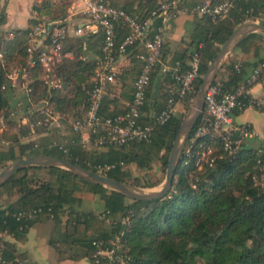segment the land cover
Instances as JSON below:
<instances>
[{
    "label": "trees",
    "instance_id": "16d2710c",
    "mask_svg": "<svg viewBox=\"0 0 264 264\" xmlns=\"http://www.w3.org/2000/svg\"><path fill=\"white\" fill-rule=\"evenodd\" d=\"M110 1L144 20L162 0ZM205 1L183 0L181 4L192 7ZM218 1L221 0H210ZM68 5V1H38L34 4L36 14L30 18V27L43 16L63 18ZM263 10L264 4L258 0H235L229 12L216 19L192 13L180 46L169 58L172 49L170 42L165 40L162 58L187 67L191 54L198 50L200 70L204 74L233 29ZM4 18L2 12L0 23ZM161 22L162 15L153 17L149 35ZM30 27L0 29V50L4 54L0 58V113L5 114L7 126L0 137V169L16 159L51 154L94 170L97 163H113L106 174L117 180L144 187L159 185L164 176L152 177L149 172L158 164L166 173L174 139L192 104L190 98L179 97L185 110L156 125L150 141L88 149L79 143L78 135L71 134L67 144L69 150L65 152L58 145H51L54 140H62L59 131L26 139L29 127L22 119L24 116L35 118L38 114L33 108L37 105L46 102L62 113L82 111L104 39L102 30L90 31L75 39L71 46L66 45L73 50L74 56L57 64L63 88H49L41 77V65L28 63L26 35ZM9 31L13 32L12 36H7ZM117 31V38L121 40L128 27L119 24ZM141 50L138 44L128 47L131 63L117 73V82L107 89L100 108L103 116L125 111L142 68L143 61L138 56ZM87 51L95 56H87ZM236 51L249 57L234 59L232 53ZM239 60L241 67L237 70L235 64ZM260 61H264V33L251 32L230 52L219 71L221 75L224 69L231 70L224 80V88L234 90L240 82L247 81L249 67ZM16 67L29 70L30 90L25 95L19 94L8 81V73ZM201 80L202 76L195 80L196 91ZM171 82L169 74L157 64L142 106L145 121L165 107ZM25 97L30 104L23 112ZM195 129L196 126L175 171L172 187L161 198L133 199L58 166L34 165L17 170L0 187V232L4 233L0 236V264H30L21 259L22 253L16 243L27 240L29 230L36 223L48 221L53 222L48 243L55 247L59 261L81 257L62 249V244L68 243L71 247L81 244L84 247L82 256L89 258L91 264H110L107 256L97 254L94 241H101V246L106 248L115 246L118 240V252L126 264H264V186L253 178L262 172L257 148L243 142L236 152L230 153L224 149L220 138L206 135L201 139L212 145L214 151L208 160L201 159L199 143L191 140ZM42 169L47 175L38 173ZM86 194L96 196L95 200L88 198L99 204L98 209L83 208Z\"/></svg>",
    "mask_w": 264,
    "mask_h": 264
},
{
    "label": "built area",
    "instance_id": "2783aa9c",
    "mask_svg": "<svg viewBox=\"0 0 264 264\" xmlns=\"http://www.w3.org/2000/svg\"><path fill=\"white\" fill-rule=\"evenodd\" d=\"M68 1L67 14L63 18L50 19L40 17L32 25L26 35V50L28 63L40 64L43 73L42 79L49 88H63L62 77L57 72V64L65 58H72L74 52L66 46L69 32L67 20L73 16L81 15L84 21L76 28L77 33L96 32L102 30L104 39L101 55L98 59L91 85L88 89V100L80 113H62L44 102L33 108L37 116L32 118L24 116L22 122L29 127L26 139H34L51 131H59L61 141L54 140L51 145H58L65 152L69 150L68 140L71 134L79 137V143L88 149H101L109 145H125L132 141H150L156 125L165 123L172 115L179 112L183 105L179 97L188 96L193 103L197 91L195 80L203 76L201 73V54L198 50L191 54L187 67L180 62L171 64L162 58L163 46L166 40L167 27L173 18L184 13H197L208 15L212 19L225 16L235 0H221L218 2L205 1L192 7L181 4L183 0H162L152 10L151 16L139 20L126 9L116 6L110 0H58ZM2 11H0L1 16ZM162 15V22L149 35L150 25L155 15ZM264 10L250 20L260 22ZM119 24L128 27V32L118 40ZM1 25V23H0ZM9 31L7 36H12ZM139 45L141 51L138 56L143 61L142 68L134 81L132 98L127 102L125 111L103 116L100 108L111 84L117 82V60L127 53L129 46ZM202 46V43L200 44ZM230 54V53H229ZM0 50V58L3 57ZM157 64H161L162 71L169 74L172 82L165 107L155 113L150 120L142 118V106L147 100L146 89L151 82V73ZM240 60L235 64L239 70ZM230 69H224L217 74L206 92L205 107L196 123V129L191 138L199 143L201 159L209 158L214 147L201 138L206 135L220 138L225 150L236 152L243 142L259 133L250 122L235 120V111H243L249 107L261 108L264 106V89L255 94L253 85L264 83V61L258 62L249 72L247 81L240 82L234 89L224 88V80L228 77ZM8 81L17 89H24L27 94L29 88V70L27 67L13 68L7 75ZM5 87V85L3 86ZM6 119L0 113V137L6 130ZM5 143L6 140L2 139ZM259 154L262 172L253 176L254 180L264 186V143L256 146ZM211 160H214L212 157ZM114 166L113 163H97L96 170L101 173ZM32 215V214H31ZM4 233L0 232V236ZM118 241V240H117ZM115 246L103 248L101 241H94L98 247L97 254L108 257L110 264L120 262L126 264L125 258L119 254V243Z\"/></svg>",
    "mask_w": 264,
    "mask_h": 264
},
{
    "label": "water",
    "instance_id": "95a60500",
    "mask_svg": "<svg viewBox=\"0 0 264 264\" xmlns=\"http://www.w3.org/2000/svg\"><path fill=\"white\" fill-rule=\"evenodd\" d=\"M256 31L264 33V23L254 20L243 21L233 29L228 38L220 45L216 56L203 74L193 103L185 114L178 129L170 152L166 176L161 188L152 189L151 187L139 186L117 180L106 173L88 168L79 162L51 154H37L8 162L0 170V187L17 170L27 166L42 165L66 168L88 180L102 184L133 199H156L163 197L172 187L175 171L184 158L187 141L205 107L208 88L213 83L229 53L239 44L244 36ZM29 104V98L25 97L23 99V112Z\"/></svg>",
    "mask_w": 264,
    "mask_h": 264
},
{
    "label": "crops",
    "instance_id": "0c3cea01",
    "mask_svg": "<svg viewBox=\"0 0 264 264\" xmlns=\"http://www.w3.org/2000/svg\"><path fill=\"white\" fill-rule=\"evenodd\" d=\"M40 0H0V11H2L5 15L4 21L0 25V29L7 31L11 30L12 28H27L30 27V18L33 17L36 12L33 9L34 4ZM210 1V0H206ZM260 4H264V0H258ZM192 13H184L176 18L172 19L170 24L167 27V34L166 40L170 42L171 46V53L169 54V58L173 56L174 50H176L180 46V42L186 34L187 24L190 22L189 20L192 18ZM250 20V19H247ZM84 21V18L81 15L73 16L67 20V24L69 26L68 36L66 38V45L71 46L72 43L77 39L79 36L85 35L87 32L84 33H77L76 28L78 25H81ZM246 21V20H245ZM260 21H264V14ZM87 56H95V53L92 51H87ZM232 57L234 59H245L248 58L246 54H243L241 51H236L232 53ZM254 61V57L251 58ZM256 60V59H255ZM131 63L130 56L126 54H122L118 57L117 60V68L118 72H122L125 70L127 66ZM251 67L248 69V73L250 72ZM260 85V87H258ZM264 89V83H257L253 85L252 91L255 94L262 92ZM18 92L20 94H26L23 88H19ZM235 120L240 122H250L257 132L259 136H255L253 138L248 139L247 143L250 146H259L264 143V106L262 108H254L249 107L240 113H235ZM30 241V235L28 233V238L25 241H17L18 243L24 242V248L26 249V245H28ZM42 246V245H41ZM44 246V245H43ZM20 247V244H19ZM54 251V250H53ZM54 253V252H53ZM54 259L56 260L55 253L53 255ZM79 261V262H77ZM56 264H90V260L87 257L82 259H63V260H56Z\"/></svg>",
    "mask_w": 264,
    "mask_h": 264
},
{
    "label": "rangeland",
    "instance_id": "374dc122",
    "mask_svg": "<svg viewBox=\"0 0 264 264\" xmlns=\"http://www.w3.org/2000/svg\"><path fill=\"white\" fill-rule=\"evenodd\" d=\"M258 87H260V85H258ZM184 110H185L184 105L180 106L179 112L184 111ZM188 110H187V112H188ZM134 166L135 165L133 164L134 172L138 174L139 172ZM38 173H40L42 175H47V171L45 169L39 170ZM149 174L152 177L164 176V179L166 176V173L161 171L158 164L155 166V168L153 170H151L149 172ZM164 179L159 185L151 187V188L152 189L161 188L163 186ZM90 195L91 194L85 195V201L83 204V208L93 207L95 209H98L99 204L98 203H92L90 201V198H92V200H95L96 196L93 195V197H91L92 195L91 196ZM88 197H90V198H88ZM52 224H53L52 221L36 223L29 230L30 241H29L28 245H26V249L24 248V245H23L24 242L18 243V244L16 243L18 251L20 253H22L21 259H24L26 262H28L30 264H37V263L56 264L57 251L53 245L48 243V239L52 234ZM6 237L12 240V238H10V236H6ZM19 244H20V247H19ZM61 247H62V249H65L67 251L74 252V253L78 254V256L81 255V257L78 258L79 260L84 258V256H82L84 254V247L81 244H78V245L73 244L71 247V244L65 243V244H62ZM53 252L55 253L56 260L53 257V255H54ZM78 259H76V260H78ZM77 262H79V261H77ZM90 264H91V262H90Z\"/></svg>",
    "mask_w": 264,
    "mask_h": 264
}]
</instances>
